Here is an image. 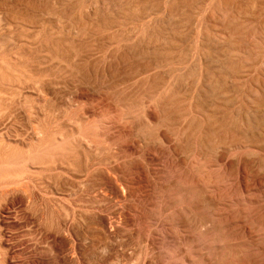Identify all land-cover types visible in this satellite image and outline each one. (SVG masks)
<instances>
[{
	"label": "rangeland",
	"instance_id": "1",
	"mask_svg": "<svg viewBox=\"0 0 264 264\" xmlns=\"http://www.w3.org/2000/svg\"><path fill=\"white\" fill-rule=\"evenodd\" d=\"M6 1L7 0H5L4 2H6ZM11 1L13 3L14 0H8L6 2L7 5H9L10 3H8V2H11ZM23 1H21V2H23ZM29 1L32 4L33 8L35 7L38 9V8H42L43 3H45V5L44 4L43 5L46 7L47 6L46 2H48L49 0H47V1L46 0H36V2H35V0H29ZM37 1H39V4ZM69 1L72 3L70 4ZM69 1H67V0L66 1L65 0L59 1V4L57 7H59V9H62L63 6L65 7L68 4L67 6L69 8L66 7V9H67V11H71V9H73L76 6V4L74 5V3H76V2H75V0H69ZM81 1H84V0H81ZM105 1L106 0H101V1H99V0L94 1L93 0V3L96 2V6L100 7V8L98 7L99 9L97 8L98 14L100 15L103 12V10L105 9L104 12L100 16H104V15L110 16V14H111L112 18L115 17L114 23L119 21V22H117V24H115V28L118 27L117 29L119 31H123V30L128 29V32H130V34L126 33V35L130 37V39H129V37L125 36L126 39L128 38L127 39L128 41L127 40L125 41V38L120 40V44H122V45H120V47H122L120 50L118 48L119 44H117V46H115V48L117 50V54L119 55V57H120V55H123L124 59L126 58V56H127L126 60L129 59L128 63H127V65H128L127 69L130 71H127V73H125V72L120 70L121 67H123L122 65L124 64V61L122 58H120L121 59V61H120V59L117 55L118 64L119 63H121V64L118 66L116 63L117 70L115 71L116 74L114 76V78L116 80L113 79V87H114V90L112 91L113 93H111L108 90V88L111 85V82H110V80L107 81L109 78L107 79L106 77H103L102 67L99 69L101 71L98 73V75L101 76L100 80H99V76L97 77L98 81H97V79L95 81L93 78H91V79H93L94 81H92L91 79L88 81V80H86L87 78H85L86 84L81 89V93L84 95L85 105L88 102V104H87L88 107L96 109V110H98V112H100L101 116L99 117V121L101 124L102 123L104 124V126L102 124L101 129H103L105 131V133H107L108 135L110 134L113 137V141L116 140L115 143H116L117 147L119 145L118 150H119V155L121 154L120 159H121L122 164L119 161L120 159H118L116 165L118 167L117 169H119L118 170L119 176H118V174H116V179L118 180V183L123 182L127 188H126V195L125 196L121 195V197L120 196L114 197V199L105 203V205L103 206V209H105L106 211H103V212L100 211V213H103L104 215H110L114 226L115 227L118 226L117 227L118 228L117 234H119V235L115 234L117 236H114L111 238V236L108 234V232L105 233L102 231V232H100L101 233L100 235L96 236V238H97L96 239L95 236L93 237L91 234H89V232L85 233L84 237H86V236L89 237V235H90V237L86 238L88 242L86 241V239L84 241V243H85V245H84L85 246L84 247L85 248L84 249V260L82 261L81 264H91L92 262H93L92 264H95L96 261H97L96 264H101V263L107 264L108 262H109V264H113V263L116 264L117 259L119 260V261L117 260L119 263L132 264V262L134 260L133 259L134 258V252L136 253V251H134V250L137 249L139 242H142L143 245L145 244V247L143 250V257L145 256L144 257L145 258V264H157V263H159V264L165 263L166 264L167 262L170 264H264V60H262L264 57V17H263L264 16V9H263L264 8L263 7L264 2H263V0H258V1L257 0H251L253 3L250 0H246V1L245 0H243V1L238 0L240 2L235 1V0H230L231 4H230L229 0H224L225 3H224V1L222 2V0H204V1H202V0H188L189 3H188V1L184 0L188 3L187 5L185 4V2H183V0H178L177 1L178 3H175L176 0H174V1L173 0H171V1L170 0H168V1L167 0H162V1L157 0V2H156V0H148L149 2L147 0H139V1L133 0L134 2H136L138 4H135L131 0L129 2H128V0H124V1L123 0H114V1L113 0H111V1L107 0V2H105ZM120 1H121V3L124 2L123 5L120 4ZM140 1H141V3H140ZM151 1H152V3H151ZM154 1L157 3V5ZM163 1L166 2V4H164ZM200 1H201V3H200L201 5L204 4V5H202V7L200 6V4H198ZM210 1H213V2H210ZM247 1H248V3H247ZM256 1H257L258 5H256ZM259 1H262V2L259 3ZM65 2H68V3L66 4ZM98 2H99V4H98ZM101 2H102V5H100ZM111 2L113 4L115 2H118L117 7L120 4L121 8L118 7L119 8L118 9L116 6H113L111 4ZM167 2H168V4H167ZM171 2L175 3V5L177 4L178 6L182 3L183 4L180 5V7H177V5H176L175 6L176 10H175L174 4L172 7ZM214 2L217 3L216 5H218V6H214L213 5ZM12 3H11V5H12ZM128 3H129V5H126ZM148 3H150L151 5H149ZM244 3L246 4V6H243ZM40 4H41V6H39ZM64 4H66V5H64ZM105 4H106V7H105ZM116 4L117 3H115L114 5H116ZM130 4H132L131 5L132 8H131ZM139 4H140V6H139ZM194 4H195V6H194ZM197 4L199 5V8H198ZM237 4H239L240 7ZM247 4H248V7L253 12L247 7ZM60 5H62V6L60 7ZM141 5H143L145 8H148V9L144 10V12H143L142 9H145V8L143 6H142L143 8H141ZM163 5H168V7H165ZM206 5H209V6L207 7ZM228 5L229 6L231 5L230 9L227 8V7H229ZM232 5L236 11L232 10ZM250 5L253 8L256 7V8H254L255 11H254V9H252V7ZM261 5H262L263 11H261V13H260L259 10L261 9ZM127 6H129V7L127 8ZM149 6H150V8H149ZM187 6H189L188 9L190 11L186 9ZM205 6L207 7V10H206ZM222 6L225 7L227 10L224 9ZM258 6H260V7H258ZM70 7H72V8L70 9ZM103 7H104V9H103ZM151 7H155V8H159V9L154 8L153 9L154 12H153ZM164 7L166 10L164 9ZM170 7L172 8V11L170 10ZM106 8L109 10H107ZM115 8H116L117 12L114 10ZM124 8H126L127 11ZM136 8H138L140 10H138ZM160 8H163L164 11H163V9H160ZM167 8H169V10ZM178 8H180V10H182V11H179ZM200 8H202V9H200ZM204 8H205V10H203ZM52 9H54V8H52ZM134 9H136V10H134ZM215 9H217V11H215ZM248 9L250 11H247ZM113 10H114V12H112ZM121 10H122V12L124 11L123 15H125V12L127 13L128 11H130L127 14L128 15L131 14L132 16H130V15L127 16V17H129L128 19L126 17L127 14L125 15V17L122 15L119 16L122 13V12L120 13ZM174 10L176 11L175 14H174V12H175ZM221 10H224L225 13ZM242 10L245 12H243ZM135 11L138 13L140 12V14H136ZM197 11H198V14L201 12L199 15L200 16L203 15L204 16L203 18L205 20L202 18V16L200 17L199 15H197ZM205 11H207V12H205ZM208 11L210 12L209 14H211V17L214 14L212 19H215V20H212L210 18L209 14H206V13H208ZM211 11H213V12H211ZM230 11H232L233 13ZM241 11H242V13H241ZM131 12H133V14ZM155 12H157V13H155ZM160 12H163L162 13L163 15L160 14ZM180 12H182V13H180ZM217 12H219L218 17L220 15L221 19L217 18ZM257 12H258V14L259 13L260 14L258 15ZM107 13H109V15H107ZM117 13H118V16L116 15ZM143 13L149 14L150 17L144 14V18H143L142 17ZM167 13H170V15L166 16ZM185 13H187V15H185ZM229 13H230V15H229ZM158 14H159V16H158ZM194 14H195V16H194ZM139 15H140V17H139ZM242 15H243V17H242ZM135 16H138L139 18L136 19ZM215 16H216V18H215ZM230 16H232V17L234 16V17L230 18ZM117 17H119L121 20H119V18H118V20L116 21ZM134 17L136 20L140 19V21H138L139 24L136 23L137 21L134 19ZM141 17L143 19H145V18L147 19L149 17V19L147 21H145L146 19L143 20ZM152 17L154 18V21L151 20V19H153ZM165 17H166V19H165ZM185 17L187 19L193 18V20L192 19H190L191 21L187 20ZM194 17H196L198 19H194ZM205 17L209 18L210 20L206 19ZM122 18H123V20H122ZM130 18L134 19L136 22L133 20H129ZM124 19H127L126 22L124 21ZM179 19H181V20H179ZM201 19L204 20L205 23ZM72 20H74L73 17L71 19H69V21L67 20L65 24H67V22H68L67 25H69V23H71ZM141 20H143L144 23H143V21L141 22ZM161 20H163L164 23H163V21L161 22ZM176 20H179L181 24L179 23V21H176ZM197 20H199V21H197ZM155 21H157V22H155ZM192 21H194V22H192ZM195 21H197V22H195ZM206 21H207V23H206ZM210 21L213 23H216V24H214L215 26L213 25V27H212L213 23H211ZM151 22L152 23L154 22L153 24H155L156 26L153 25ZM160 22H161V25H159ZM198 22H200V24ZM121 23L122 24L126 23V24L124 26ZM140 23H142V24H140ZM133 24H134V26H133ZM164 24L165 25L171 24L172 28L174 27L175 29L177 28V26H175V25H179V27L183 25L184 27L183 26L180 27L182 29V30L181 29L180 30L183 33H181V31L179 30V27H178V29L175 30L174 28L172 29L170 25L169 26L166 25L164 27ZM210 24H211V28H209V27L207 28V26H210ZM119 25L121 27L124 26L123 29L120 28ZM136 25H137V29H136ZM138 25L139 26L141 25V27H143L145 25L143 27L144 29L138 27ZM195 25L196 26L200 25L201 29H202V26L204 25L203 26L204 29H202V30L200 29V30H201V32L203 30H205V32L206 31L207 32L205 33L203 31L201 34L199 29L195 30V28H197ZM126 26H130V27L133 26L134 31L132 30L133 31L132 32L130 30V27L126 28ZM147 28H148V30H147ZM136 30L138 31V33ZM157 30H160V32ZM161 30H162V32H161ZM177 30L179 32H177ZM194 30L196 31V33ZM146 31L148 32V34L149 33L150 34L146 35V33H147ZM153 31H155V32L153 33ZM173 31H176V32H173ZM197 31L199 33V37L197 35ZM210 31H211V34H210ZM139 32H140V34H139ZM142 32H144V33H142ZM156 32H157L158 36L155 35ZM168 32H169V34H168ZM171 32L173 34H171ZM136 33H137V35H136ZM158 33L160 35L162 33L161 38H160V35ZM131 34L135 35L136 37L138 36V37L134 38L135 36L133 37V35H131ZM151 34H154L155 36L151 35ZM141 35L142 36L144 35L143 36L144 40L142 39ZM167 35L170 37V39ZM194 35H195V38H193ZM200 35H202V36L200 37ZM205 35H206V37H205ZM209 35H211L212 38ZM148 36L149 37L151 36L152 38L151 37L149 38ZM156 36L159 38H157ZM140 37L142 39L141 41L143 42V44L146 43V39H147V43L145 44L146 46L145 45L143 46L142 42L138 41V39H140ZM154 37H156L155 38L156 40H152V39H154ZM166 37H168V39ZM197 37L199 40L202 38L200 41L198 40V42L200 43L199 46L196 45V44H198L197 43ZM203 38H205V40ZM209 38H210V40L213 39V41L210 42V40H208ZM134 39H135V41H133ZM148 39H151V40H148ZM173 39H174V41L178 39L177 43H175L176 41L173 43ZM157 40H159V41H157ZM166 40H167V42H166ZM129 41H130V44L128 43ZM194 41L196 42V44ZM206 41H209V42L206 43ZM125 42H127V43H125ZM133 42H135V43H133ZM137 42H138V44H137ZM152 42H153V44L155 43L153 46H152ZM158 42L161 43V45ZM166 43H169L171 46L174 44L173 48ZM125 44H126V46H125ZM128 44L130 46H127ZM132 44H134V45H132ZM201 44H203V45H201ZM206 44L208 46H206ZM241 45H242V47H241ZM133 46H139V47L138 48L136 47V49H135V47H133ZM140 46H141V48L142 47L144 48L145 54H141V53H143V51L140 52V50H138L140 48ZM161 46H163L164 49ZM200 46H203L204 51H200L201 53L197 54L200 49L202 50V47H200ZM153 47H154V49H152ZM169 47H171V49ZM204 47H206V48H204ZM128 48H130L131 50L130 49L128 50ZM166 48H168V49H166ZM132 50H133V52H132ZM151 50H153V51H151ZM164 50H165V52H164ZM120 51H122V54L120 53ZM138 52H139V54H138ZM168 52H169L170 57H172L173 59L169 57ZM146 53L148 55H146ZM156 53H158L159 55ZM139 55H141V56H139ZM167 55H168V59H167ZM174 55H175V58H174ZM128 56H130V58H128ZM145 56H149V57L152 56V57H150V59L148 57L149 63H148L147 57H145ZM159 56L162 57L161 60L156 59V58H160ZM163 56H166V57H163ZM201 57L204 61L201 59ZM141 59L143 61L144 60L145 61L143 62ZM162 59H164V60H162ZM157 60H159V61H157ZM169 60L171 63L168 62ZM171 60L172 61L175 60V61L172 62ZM130 61H132V62H130ZM167 62L171 65V67H174V68L169 67V64H166ZM131 63H133V64L131 65ZM158 63L159 64L161 63L162 66L160 67V65ZM173 63L174 64L176 63V64L174 65ZM235 63H237V64H235ZM148 64H150V65H148ZM156 64H158V65H156ZM177 64H178V67H176ZM196 64H198V65H196ZM153 65L155 67H153ZM179 65H181V66H179ZM137 67H139V68H137ZM163 67L165 68L164 69L165 71L163 70ZM196 67L199 68V71H197ZM132 68H133V72H131ZM135 68H136V71H135ZM149 68L153 71L151 72V70ZM158 68L159 69L161 68L163 71L161 69L159 70ZM172 69H174V70H172ZM154 70L156 72H154ZM166 70H167V72H166ZM206 70H207V72H206ZM143 71H144V73H143ZM147 71L151 75H153V74L154 75L151 76L149 73H146ZM118 72H120V74ZM135 72L138 74H136ZM198 72L200 74H198ZM117 73L122 77L120 78V76ZM130 73H131V76H130ZM156 73L159 74V76L157 75V77H159L158 79H156L157 78ZM169 73H172L171 74L172 76H169L170 75ZM206 73H208V74H206ZM122 74L123 75L127 74V77H128L127 79L130 82V84L128 83V81L126 82L128 85L124 83V81L126 79L123 78ZM141 74H142V76L140 77L139 75H141ZM145 74H148V75L145 76ZM161 74H165V75H161ZM195 75H197V76H195ZM198 75H200L201 78ZM204 75H206L207 77ZM164 76H168V77H164ZM179 76H180V78H179ZM193 76H195L196 78ZM138 77H140L141 80L143 77H145V78H143V80L145 79L144 81L146 82V88L144 87V85H143L144 88L143 87L142 88L147 89L149 91V93L146 91V93L144 94V97L142 98V101H140L141 99L139 97V92H137V89L139 87L138 84L140 83L139 82L137 84V82L140 80ZM152 77L153 78L155 77V78L153 79ZM172 77L174 79H172ZM182 77L185 79L187 78L186 81H185V79L183 80ZM146 78H147V80H146ZM149 78H151L150 79L151 85H149L150 87L147 86V84H150V82L149 83L147 82V81H149L148 80ZM168 78L171 80H169ZM221 78L224 79L225 83L222 81L223 79H221ZM161 79H164V80H161ZM191 79H193V80H191ZM136 80H137V82L135 83ZM166 80L171 81L172 83L168 82ZM181 80L183 83L179 82ZM218 80H220L221 82ZM131 81L134 83H132ZM144 81H142V82L145 84ZM163 81L165 82V84H163L164 83ZM196 81H198V82H196ZM88 82H89V84H88ZM161 82H162V84H161ZM186 82L188 83L189 87L192 86L194 88L195 85L197 87L194 88V90H192L193 88L191 87L192 89H190L186 85L187 84ZM157 83L160 85L158 86ZM178 83L182 84L181 85L182 87ZM198 83H200V85ZM119 84H120V86H119ZM152 84L155 85V87ZM166 84H167V86H166ZM168 84H170V87ZM193 84H194V86H193ZM129 85H131V86L134 85V87L137 86L135 88L136 90H134V87H131ZM174 85L176 87H174ZM198 85H199V89L201 88L200 86H202L203 89L199 90ZM203 85L205 86V88ZM101 86L103 89L102 88L100 89ZM165 86H166V88H165ZM184 86H186V87H184ZM120 87H122V88H120ZM158 87L159 88L161 87V89H159ZM91 88H92V90H91ZM132 88H133V90H131ZM149 88H150V90H149ZM153 88H154V91H151ZM174 88H177V89H174ZM185 88H187V90ZM118 89H120V91ZM124 89H126V91H124ZM157 89H159V90H157ZM179 89H182V90H179ZM183 89H185V90L183 91ZM94 90H95V92H94ZM102 90H103V93H102ZM168 90H169V92H168ZM189 90H191L192 92L190 91L188 94L187 92ZM123 91L125 93L129 91L130 93L129 92L128 93L130 95V98L131 97L133 98L136 95L139 97L140 100L136 96L134 99H132V100L130 99L131 102L130 101L128 102L129 104L130 103L132 104L133 100H135L134 104L131 105L132 107L129 106L131 109H133V107L136 105L134 110H131L129 107L127 108V106L129 105L128 103H127L128 105L126 104L127 105L126 106L125 103H122L120 101L119 96H121V92H123ZM155 91L157 94L153 95V93H155ZM171 91H173L172 94H171ZM195 91H196V93H195L196 95L194 94ZM106 92H108L109 94ZM115 92H116V94H115ZM132 92H134L135 94H133ZM167 92H168V95H166ZM183 92H185L187 94H185V93L183 94ZM100 93H102V95ZM159 93H162V94L160 95ZM178 93H179L180 97L178 96ZM192 93L195 95V97H193L194 95L190 96V94H192ZM199 93L203 96H201ZM163 94H164V96L166 95L165 97L167 99H165L164 96L162 97ZM170 94H171L172 100H173V102H172L173 104L171 103V106L175 105L174 108H173V106L172 107L170 106V102L172 101ZM181 94H182V96H181ZM198 94H199V96H198ZM187 95H188V97H187ZM110 96L111 97L114 96L113 100L111 99ZM154 96H155V98H154ZM167 96L170 98H168ZM175 96L179 99H177ZM197 96H198V98H197ZM105 97L106 98L108 97V99L110 97V99H111V100H109L110 108H108L109 106L105 102V99H106ZM183 97L184 98L187 97V98L184 99ZM190 97H192L191 99H193L192 101H194V103H196L195 101H197L198 103H196V104H194L193 102L191 103ZM174 98L177 99L176 100L177 102L175 101L176 102L175 104H174ZM100 99L102 100V102ZM103 99H104V101H103ZM114 99L116 101H117V99H119V101L115 102ZM136 99H138L139 101ZM143 99L144 100L147 99V100L144 101ZM150 99H152L151 102H150ZM156 99H157V101H156ZM168 99H169V101H168ZM186 99H188L190 102ZM98 100L100 102H96ZM162 100L164 101V103L166 105L165 104L163 105ZM165 100H167V101H165ZM179 100H181L180 101L181 103L179 102ZM183 100H184V102H183ZM185 102H187L188 104ZM92 103H94V104H92ZM117 103H119V104H117ZM189 103H191L190 104L191 106L189 105ZM120 104H121V106H117ZM138 104H140V106ZM146 104H148V105H146ZM160 104L162 106H160ZM167 104H168V106H167ZM93 105H95V106H93ZM185 105H187V106H185ZM123 106L125 107L124 108L125 110L123 109ZM176 106H177V109H175ZM182 106L184 107L185 110H183ZM193 106L195 108H193ZM200 106H202V107H200ZM137 107L143 108V109H141V112H140V109H138ZM179 107H180V110L182 108V110H181L182 113L180 112ZM197 107L200 109H198ZM146 108H147V110H146ZM148 108L151 110H148ZM188 108H190L191 110L193 108V110H192L193 113L191 112L190 109L188 111L191 112L194 116L192 114L188 117L183 115L185 112H186L185 113L186 115L190 114L188 111H186ZM166 109L167 110L171 109L172 112H170V110L167 111ZM137 110H139V112ZM144 110H146V112ZM196 110L198 111V113H195V112H197ZM136 111L138 114L140 113V115H138V117L140 116V118L135 117L137 115V113H134V112H136ZM142 111H144V112H142ZM158 111H159V113H158ZM149 113L153 114L154 117L150 116ZM157 113L160 116H158ZM162 113H163V115H162ZM125 114H126V116H125ZM141 114H144L145 117H144V115L141 116ZM167 114H170V115H167ZM171 114H173V115H171ZM175 114L178 115V117ZM196 114H200V116L199 115L196 116ZM179 115L180 116L182 115V117H179ZM165 116L168 118H166ZM170 116H171V119L169 118ZM131 117L133 118L132 120H131ZM146 117L148 120L151 118L149 123H148V121H146L147 119L145 120ZM164 117L166 119H163ZM119 118H120V120H119ZM181 118H183V119L185 118L184 119L185 121H187L189 118H192L193 120L189 119L188 122H185L183 119H182L183 121H181L180 120ZM196 118H197V120H196ZM102 119H103V121H102ZM127 119H128V121H127ZM169 119L171 121H168ZM107 120H110V121L107 122ZM140 120H142V121H140ZM179 120H180V122H179ZM190 120L192 122H190ZM122 121H124V122H122ZM139 121L141 123L138 124ZM120 122H121V124H120ZM128 122H131L130 123L131 127H130ZM133 122L135 125L133 124ZM142 122H143V125H142ZM184 122L186 123V125ZM153 123L155 124V126H154L155 128L154 127L150 128L151 125L153 126ZM148 124H150V125H148ZM156 124L159 126H157ZM163 124H164V126H163ZM174 124H175V126H174ZM178 124L179 125L183 124V125H181L182 127L181 126L179 127ZM141 125H142V127H141ZM169 125H171V126H169ZM172 126H174V127H172ZM184 126L188 127V128L185 129V128H183ZM147 127H149V128L147 129ZM171 127H172V129H171ZM176 127L179 129L183 128L187 131L182 129V130H180L181 131V133H180L179 129H177V131H175L176 133L172 132L174 130V128L176 130ZM138 128H139V130H138ZM156 128H158V129H156ZM164 128L166 130H164ZM167 128H168V130H167ZM149 129L153 130V131L155 129L158 132L156 131L155 134H153L154 132L150 131ZM139 131H141V132H139ZM145 132H146V134L144 135ZM193 132H194V134H193ZM151 133L153 134L152 137L149 136V135H152ZM183 133L185 134L186 137L184 136ZM129 134L131 135V137L129 136ZM133 134H134V136H133ZM178 134H179V136L182 137L181 138L182 140H184V139L185 140L182 141L180 139V137L177 140L176 138L178 137ZM158 135H160V136L162 135L163 137L162 136H161L162 138L160 136L157 137ZM171 135H172V137H174L176 135V138L174 137V139H172ZM146 137H148V139ZM124 138H125V140H124ZM128 138H130V139H128ZM152 138H154V139L152 140ZM137 139H139V140H137ZM159 139H161V140H159ZM128 140L129 141L131 140V142H129ZM173 140H175V141L172 142ZM186 140H188L189 142ZM177 141H178V143H177ZM123 142L127 143V144H123ZM160 142L162 143V145ZM175 142L178 144V147H176L177 144ZM134 143H137V144L135 145ZM157 143H160V144H157ZM164 144L165 145L171 144L170 145L171 149L169 146H165ZM147 145H149V148L151 150L148 148ZM157 145H158V147H157ZM159 145L161 147H159ZM164 146L169 147V148H165ZM144 147L146 149L145 151H144ZM155 147H157L158 149L157 148L155 149ZM147 149H149L148 152H147ZM155 151H156V154H155ZM172 151H173V153H171ZM142 152H144V153H142ZM143 154H145V155H143ZM128 158H129V160H128ZM142 158L145 160H143ZM141 159L143 160V162L141 161ZM147 160H148V162H146ZM137 162L140 165L137 164ZM149 163H150V165H149ZM125 164L129 167H127ZM131 164H132V166H131ZM120 166H122V167H120ZM149 166L151 167V170H149V168H150ZM132 168H133V170H130ZM135 170H137V171H135ZM139 173H140V175H139ZM150 173L152 176L149 175ZM154 173H155V175L156 174H158V175L155 176ZM120 176H122V177H120ZM82 178L83 177H80L79 179L81 180ZM155 178L157 179V181ZM120 179H121V181H120ZM124 180H126V181H124ZM149 181H151V182L149 183ZM158 181H159V183H158ZM116 183H117V181H116ZM128 183H131L134 185H130ZM138 185H140V186H138ZM157 186H159V187H157ZM127 192H128V196H127ZM145 192H147V193L145 194ZM154 193H155V195H154ZM162 193H164L165 197L163 196ZM159 194H161V195H159ZM127 197L129 198V201H128ZM153 199H154V201H153ZM139 201H140V203H139ZM132 202H133V204H132ZM138 203H139V205H138ZM83 204H82L80 209L81 210L82 209L88 210L90 204L88 203V205H87L85 201ZM159 205H160V208H159ZM122 206H123V208H122ZM137 206L138 207L140 206V207L137 208ZM117 208H118V210H117ZM170 210L173 213H171ZM120 212H122L123 215L120 214ZM160 213H163V214L161 215ZM165 214H167L166 217H165ZM118 215H120V216H118ZM122 216H124V217H122ZM147 217H148V219H147ZM149 217L152 219H149ZM160 219H162V221H160ZM156 221H158V222H156ZM138 224L140 225V227ZM152 224H153V226H152ZM149 227H151V228H149ZM153 227H156V228L152 229ZM91 236L93 239H91ZM149 236H151V237L149 238ZM111 239H112V241H111ZM93 240L96 242V244ZM104 240H105V242H104ZM149 240H150V244H149ZM89 242H90V244H89ZM120 242H122V243H120ZM87 243H88V246H87ZM109 243L112 245H110ZM98 245H100V246H98ZM105 245H107L108 247H105ZM115 246H116V249H115ZM121 246H122V248H121ZM128 246H129V248H128ZM94 247H95V249H94ZM148 247H149V249H148ZM111 248H112V250H111ZM126 249H127V251H126ZM101 250H102V252H101ZM104 250H105V252H104ZM88 251L90 252L89 254H88ZM95 252H98V253H95ZM118 252H119V254H118ZM70 254H71V252H70ZM97 254H99L100 256H98ZM37 255L38 254H32L31 258L28 257L30 255H25V256L22 255L21 258H23V261H20L19 264H24V262H25V264H60L61 263V259L59 260L58 257L56 258L57 261L59 260L58 262L56 260H52V261L48 262L45 259H44V261L41 262L39 255L38 256ZM179 255H181V256H179ZM91 256H93V257H91ZM147 257H148V259H146ZM152 257L155 259H153ZM127 258H128V260H127ZM157 258H158V260H157ZM90 259H92L93 261L92 260L90 261ZM152 259H153V261H152ZM129 260L131 262H129ZM146 260H147V262H146ZM157 261H159V262H157ZM84 262H86V263H84ZM61 264H63V263H61ZM133 264H135V263H133Z\"/></svg>",
	"mask_w": 264,
	"mask_h": 264
},
{
	"label": "bare ground",
	"instance_id": "2",
	"mask_svg": "<svg viewBox=\"0 0 264 264\" xmlns=\"http://www.w3.org/2000/svg\"><path fill=\"white\" fill-rule=\"evenodd\" d=\"M5 0H0V264H19L20 261H23V258H21L22 255H30L28 256L29 258H31L32 254H38L39 258L42 261L47 260L48 262L52 261V260H56V258L58 257V259H61V263L63 264H81L82 261L84 260V241L86 238L89 237H84L85 233L91 234L93 237L100 235V232H108V234L112 237L117 236L119 234H117V230H118V226H114L112 219L110 217V215H104L103 213H100V211H106L105 209H103V206L105 205V203L109 202L110 200L114 199V197L116 196H120L126 195V186L123 182L118 183V180L116 179V174H118V170L117 169V161L118 159L121 158V154L119 155V150L118 147L116 146L115 141H113V137L107 133H105V131L102 128V124L99 121V117L100 112H98V110L90 108L87 106L88 102L85 105V100H84V95L81 93V89L83 88V86H85V78H87L86 80H90L91 78H93L95 81L97 79V77L99 76L98 73L101 71L99 70L102 67V72H103V77H106L107 81L110 80L111 85L108 88V90L113 93L112 91L114 90L113 87V79L115 76V71L117 70V65L119 66L121 63L118 64V57L119 55L117 54V50L115 48V46H117V44H119L118 48L119 50L122 48L120 47V40H122L123 38H125L126 33L128 32V29L123 30V31H119L117 28H115V24H117V21L119 17H117L116 19V23H114V18H112L111 14L110 16H100L103 12H104V7H103V12L99 15L98 14V10L96 6V2L93 3V0H75L76 3H74V5L76 4V6L71 9L72 7H70L71 11H67L66 7L69 8L67 5L68 2H65L66 5L64 8L62 7V9H59L58 4L59 1L62 0H49L48 2H46V7L44 6L45 3L42 4V8H33L32 4L30 3L29 0H14L13 3H10L9 5H7V1L4 2ZM23 1V2H21ZM47 1V0H46ZM66 1V0H65ZM69 1V0H67ZM95 1V0H94ZM101 1V0H99ZM111 1V0H110ZM114 1V0H113ZM124 1V0H123ZM130 0H128L129 2ZM133 1V0H131ZM135 1V0H134ZM133 1V2H134ZM139 1V0H137ZM148 1V0H147ZM162 1V0H160ZM168 1V0H167ZM171 1V0H170ZM174 1V0H173ZM178 0H176L175 3ZM188 1V0H186ZM183 0V2H185V4L187 5L188 3ZM204 1V0H202ZM224 0H222L223 2ZM238 1V0H235ZM243 1V0H242ZM246 1V0H245ZM244 1V2H245ZM251 1V0H250ZM258 1V0H257ZM256 1V5L257 4ZM36 2V0H35ZM39 4V1H37ZM43 2V1H42ZM41 2V3H42ZM70 2V1H69ZM107 2V0L105 1ZM127 2V1H126ZM125 2V3H126ZM149 2V1H148ZM155 2V1H154ZM157 2V0H156ZM155 2V3H156ZM164 2V1H163ZM181 2V1H180ZM179 2V3H180ZM198 2V1H197ZM213 2V1H210ZM230 2V0H229ZM240 2V1H238ZM252 2V1H251ZM262 1H259V3ZM264 2V0H263ZM12 3V5H11ZM72 2H70L71 4ZM110 3V2H109ZM115 3H117L116 5H114ZM114 4L111 2V4L113 6L118 5V2H115ZM124 3V2H123ZM123 3L120 4L123 5ZM131 3V2H130ZM135 4H138L136 2H134ZM141 3V1H140ZM152 3V1H151ZM172 3V7L174 4V9H175V3ZM194 3V2H193ZM201 1L198 3L200 4ZM203 3V2H202ZM225 3V1H224ZM235 3V2H234ZM248 3V1H247ZM253 3V2H252ZM37 4V3H36ZM37 4V5H38ZM61 4V3H60ZM99 4V2H98ZM107 4V3H106ZM105 4V7H106ZM110 4V5H111ZM120 7L121 8V6ZM133 4V3H132ZM130 4V6L132 5ZM149 5H151L150 3H148ZM164 4H166V2H164ZM168 4V2H167ZM170 4V3H169ZM183 4V3H182ZM180 4V5H182ZM184 4V5H185ZM197 4V5H198ZM211 4V3H210ZM217 3L214 2V6H218L216 5ZM220 4V3H219ZM231 4V2H230ZM233 4V3H232ZM240 4V3H239ZM239 4H237L239 6ZM245 4V3H244ZM243 6H246V4ZM34 5V4H33ZM100 5H102V2L100 3ZM104 5V4H103ZM109 5V6H110ZM126 5H129L126 4ZM134 5V4H133ZM157 5V3H156ZM180 5L177 7H180ZM183 5V6H184ZM185 5V6H186ZM204 5V4H202ZM202 5L200 4V6L202 7ZM212 5V6H213ZM224 5V4H223ZM226 5V4H225ZM236 5V4H235ZM254 5V4H253ZM41 6V4L39 5ZM52 6V7H51ZM62 5H60L61 7ZM140 6V4H139ZM143 5H141V8ZM154 6V5H153ZM165 7H168V5H163ZM192 6V5H191ZM195 6V4H194ZM193 6V7H194ZM207 7L209 5H206ZM205 6V7H206ZM229 6V5H228ZM231 6V5H230ZM227 7V8H231V7ZM251 6V5H250ZM37 7V6H36ZM45 7V8H44ZM51 7V8H50ZM112 7V6H111ZM117 7V8H118ZM123 7V6H122ZM129 6H127L128 8ZM161 7V6H160ZM164 7V9H165ZM189 6L186 7L187 10ZM206 7V10H207ZM223 7V6H222ZM240 7V6H239ZM248 7V4H247ZM252 7V6H251ZM260 7V6H258ZM257 7V8H258ZM264 7V5H263ZM54 8V9H52ZM86 8V9H85ZM100 8V7H99ZM98 8V9H99ZM108 8V7H107ZM106 8V9H107ZM132 8V6H131ZM145 8V7H144ZM150 8V6H149ZM155 7H151V9L153 10ZM192 8V7H191ZM190 8V9H191ZM199 8V5H198ZM213 8V7H212ZM224 9H226L225 7H223ZM236 8V7H235ZM245 8V7H244ZM249 8V7H248ZM256 8V7H254ZM252 7V9H254ZM119 9V8H118ZM126 10V8H124ZM138 9V8H136ZM134 9V10H136ZM148 8L142 9L143 12L144 10H147ZM155 9H159V8H155ZM163 9V8H160ZM163 9V11H164ZM169 10V8H167ZM202 9V8H200ZM199 9V10H200ZM210 9V8H209ZM250 9V8H249ZM247 11H250V10ZM261 9H262V5H261ZM259 10L260 13L262 10ZM69 10V9H68ZM109 10V9H107ZM116 12V8L114 9ZM114 10L112 12H114ZM130 10V9H129ZM140 10V9H138ZM166 10V9H165ZM167 10V11H168ZM170 10L172 11V8L170 7ZM176 10V9H175ZM174 10V11H175ZM179 11L180 8H178ZM194 10V9H193ZM198 10V11H199ZM205 10V8L203 9ZM212 10V9H211ZM227 10V9H226ZM232 10H235L233 5H232ZM101 11V10H100ZM127 11V10H126ZM133 11V10H132ZM159 11V10H158ZM162 11V10H161ZM190 11V10H189ZM188 11V12H189ZM192 11V10H191ZM195 11V10H194ZM197 11V15L198 14ZM201 11V10H200ZM215 11H217V9H215ZM219 11V10H218ZM224 12V10H221ZM236 11V10H235ZM243 11V10H242ZM241 11V13H242ZM252 11V10H251ZM255 11V9H254ZM115 12V13H116ZM122 12V10L120 11V13ZM124 12V11H123ZM121 13L119 16H124L130 12L128 11L127 13L125 12V15H123L124 13ZM136 12V11H135ZM134 12V13H135ZM151 12V11H150ZM149 12V13H150ZM154 12V10H153ZM166 12V11H165ZM164 12V13H165ZM170 12V11H169ZM185 12V11H184ZM183 12V13H184ZM187 12V11H186ZM207 12V11H205ZM213 12V11H211ZM232 12V11H230ZM245 12V11H243ZM253 12V11H252ZM110 13V12H109ZM109 13H107V15H109ZM133 14V12H131ZM157 13V12H155ZM154 13V14H155ZM163 12H160V14H162ZM176 13V11L174 12V14ZM182 13V12H180ZM191 13V12H190ZM210 12L208 11L209 14ZM218 13L217 12V18L221 19L220 15L218 17ZM221 13V12H220ZM225 13V12H224ZM233 13V12H232ZM256 13V12H255ZM254 13V14H255ZM259 13V14H260ZM136 14H140V12H136ZM144 14L143 13V18H144ZM153 14V15H154ZM173 14V15H174ZM192 14V13H191ZM204 14V13H203ZM222 14V13H221ZM237 14V13H236ZM253 14V13H252ZM258 14V12H257ZM258 14V15H259ZM118 16V13L116 14ZM130 16H132L131 14H129ZM128 14L126 15L129 16ZM147 16L150 17L149 14H145ZM152 15V14H151ZM156 15V14H155ZM154 15V16H155ZM163 15V14H162ZM165 15V14H164ZM170 15V13H167L166 16ZM185 15H187V13H185ZM196 15V16H197ZM228 15V14H227ZM230 15V13H229ZM146 16V17H147ZM159 16V14H158ZM157 16V17H158ZM184 16V15H183ZM190 16V15H189ZM195 16V14H194ZM200 16V15H199ZM202 18L204 17L203 15H201ZM200 16V17H201ZM206 16V15H205ZM210 18L212 19V17L214 16V14L211 17V14H209ZM253 16V15H252ZM255 16V15H254ZM73 17L74 20L71 21V23L65 24L66 21L69 19H71ZM123 17V18H124ZM136 19L140 17L135 16ZM134 17V19H135ZM141 17V18H142ZM149 17L145 20L147 21L149 19ZM162 17V16H161ZM171 17V16H170ZM188 17V16H187ZM198 17V16H197ZM228 17V16H227ZM232 16H230L231 18ZM234 17V16H233ZM232 17V18H233ZM243 17V15H242ZM264 17V16H263ZM122 18V20H123ZM129 17H127L128 19ZM132 18V17H131ZM129 19V20H133L134 19ZM153 18V17H152ZM163 18V17H162ZM172 18V17H171ZM183 18V17H182ZM186 18V17H185ZM206 18V17H205ZM216 18V16H215ZM245 18V17H244ZM67 19V20H66ZM127 19H124V21L126 22ZM151 19V18H150ZM158 19V18H157ZM156 19V20H157ZM161 19V18H160ZM166 19V17H165ZM164 19V20H165ZM187 19V18H186ZM193 18H188L187 20H190ZM194 19H198L196 17H194ZM204 19V18H203ZM209 19V18H206ZM119 20H121L119 18ZM141 20V22L143 21ZM154 21V18L151 19ZM150 20V21H151ZM159 20V19H158ZM170 20V19H169ZM181 20V19H179ZM176 20V21H179ZM202 20V19H201ZM205 20V19H204ZM202 20L204 23L205 21ZM210 20V19H209ZM215 20V19H212ZM242 20V19H241ZM137 21V22H136ZM135 22L138 23V21H140V19L136 20ZM149 21V22H150ZM163 20H161L162 22ZM191 21V20H190ZM199 21V20H197ZM195 21V22H197ZM233 21V20H232ZM123 22V21H122ZM129 22V21H128ZM134 22V23H135ZM157 22V21H155ZM161 22L159 25H161ZM172 22V21H171ZM194 22V21H192ZM201 22V21H200ZM200 22H198L200 24ZM211 22V21H210ZM132 23V22H131ZM144 23V21H143ZM152 23V22H151ZM154 23V22H153ZM152 23V24H153ZM164 23V21H163ZM166 23V22H165ZM169 23V22H168ZM167 23V24H168ZM176 23V22H175ZM180 23V21H179ZM202 23V22H201ZM207 23V21H206ZM213 23V22H211ZM227 23V22H226ZM230 23V22H229ZM243 23V22H242ZM120 24V23H119ZM122 24V23H121ZM126 23L122 24L125 26ZM139 24V23H138ZM142 24V23H140ZM166 24V25H167ZM181 24V23H180ZM196 24V23H195ZM216 23L212 24L213 25ZM146 25V24H145ZM144 25V26H145ZM155 25V24H153ZM164 24V27L166 26ZM171 26V24H169ZM167 25V26H169ZM185 25V24H184ZM208 25V24H207ZM120 26V25H119ZM124 26H120V28L123 29ZM134 26V24H133ZM130 27V26H126V28L130 27V30L132 31L134 29V27ZM143 26V27H144ZM147 26V25H146ZM152 26V25H151ZM156 26V25H155ZM177 26L176 29H178L179 25H175ZM183 26V25H182ZM180 26V27H182ZM196 26V25H195ZM204 26V25H203ZM202 26V29H204ZM215 26V25H214ZM219 26V25H218ZM138 27H141V25ZM149 27V26H148ZM153 27V26H152ZM162 27V26H161ZM179 27V30L181 29ZM184 27V26H183ZM197 28H195V30L197 29H201L200 25L196 26ZM199 27V28H198ZM211 28V24L210 26H207V28ZM155 28V27H154ZM172 28V26H171ZM174 28V27H173ZM172 28V29H173ZM125 29V28H124ZM136 29H137V25H136ZM139 29V28H138ZM144 29V28H143ZM142 29V30H143ZM146 29V28H145ZM162 29V28H161ZM166 29V28H165ZM175 29V28H174ZM175 29V30H176ZM201 29V30H202ZM235 29V28H234ZM259 29V28H258ZM140 30V29H139ZM141 30V31H142ZM148 30V28H147ZM152 30V29H151ZM164 30V29H163ZM182 30V29H181ZM180 30V31H181ZM192 30V29H191ZM194 30V31H195ZM198 30V31H199ZM200 33L202 34V32L205 30H203ZM209 30V29H208ZM243 30V29H242ZM125 31V32H124ZM134 31V30H133ZM132 31V32H133ZM137 31V30H136ZM160 32V30H157ZM193 31V32H194ZM197 31V35L199 37V33ZM147 32V31H146ZM155 31H153L154 33ZM162 32V30H161ZM170 32V31H169ZM168 32V34H169ZM176 32V31H173ZM177 32H179L177 30ZM207 32V31H206ZM205 32V33H206ZM138 33V31H137ZM136 33V35H137ZM144 33V32H142ZM141 33V34H142ZM181 33H183L181 31ZM196 33V31H195ZM204 33V34H205ZM140 34V32H139ZM138 34V35H139ZM148 34V32L146 33V35ZM150 34V33H149ZM148 34V35H149ZM159 34V33H158ZM167 34V33H166ZM165 34V35H166ZM171 34H173L171 32ZM180 34V33H179ZM209 34V33H208ZM211 34V31H210ZM133 35V34H131ZM130 35V36H131ZM154 35V34H151ZM157 35V32L156 34ZM154 35V36H155ZM160 35V34H159ZM162 35V33H161ZM160 35V38H161ZM196 35V34H195ZM195 35L193 38H195ZM207 35V34H206ZM205 35V37H206ZM213 35V34H212ZM135 35H133L134 37ZM140 36V35H139ZM144 36V35H143ZM143 36L141 35L142 39ZM158 36V35H157ZM156 36V37H157ZM168 36V35H167ZM202 35H200L201 37ZM211 37V35H209ZM218 36V35H217ZM129 37V36H127ZM132 37V36H131ZM138 37V36H137ZM136 36L134 38H137ZM138 39V41H141L142 39ZM147 37V36H146ZM149 37V36H148ZM151 37V36H150ZM149 37V38H150ZM154 37V39L152 40H156ZM169 37V36H168ZM168 37H166L168 39ZM198 37H197V43L195 42V44L197 46H199V42H198ZM204 37V36H203ZM152 38V37H151ZM159 38V37H157ZM163 38V37H162ZM165 38V39H166ZM177 38V37H176ZM180 38V37H179ZM208 38V37H207ZM212 38V37H211ZM128 39V38H127ZM125 38V41L127 40ZM130 39V37H129ZM164 39V40H165ZM170 39V37H169ZM202 39V38H201ZM200 39V40H201ZM205 40V38H203ZM144 40V39H143ZM151 40V39H148ZM172 40V39H171ZM178 40V39H177ZM177 40L174 41L173 39V43H177ZM195 40V39H194ZM199 40V41H200ZM210 40V38L208 39ZM241 40V39H240ZM243 40V39H242ZM124 41V40H123ZM128 41V40H127ZM135 41V39L133 40ZM159 41V40H157ZM161 41V40H160ZM193 41V40H192ZM212 40H210V42H212ZM217 41V40H216ZM132 42V41H131ZM142 42V41H141ZM165 42V41H164ZM167 42V40H166ZM171 42V41H170ZM209 41H206V43ZM234 42V41H233ZM127 43V42H125ZM130 44V41L128 42ZM135 43V42H133ZM146 43H147V39H146ZM145 43V44H146ZM159 43V42H158ZM124 44V43H123ZM127 46H130V45ZM138 44V42H137ZM141 44V43H140ZM143 44V42H142ZM143 44V46L145 45ZM155 44V43H154ZM152 42V46L154 45ZM161 45V43H159ZM163 44V43H162ZM169 46H171L169 43H166ZM194 44V43H193ZM134 45V44H132ZM136 45V44H135ZM148 45V44H147ZM151 45V44H150ZM174 45V44H173ZM173 45L171 46L173 48ZM203 45V44H201ZM126 46V44H125ZM142 46V45H141ZM138 49L140 50V52L143 51V53L141 54H145V50L142 47ZM146 46V45H145ZM157 46V45H156ZM206 46H208L206 44ZM138 48L139 46H133ZM163 48V46H161ZM168 47V46H167ZM171 47H169L171 49ZM202 50L198 49L199 53H201L200 51H204L203 50V46ZM242 47V45H241ZM147 48V47H146ZM161 48V49H162ZM183 48V47H182ZM206 48V47H204ZM125 49V48H124ZM130 48H128L129 50ZM134 49V48H133ZM154 49V47L152 48ZM156 49V48H155ZM164 49V48H163ZM168 49V48H166ZM123 50V49H122ZM131 50V49H130ZM137 50V51H138ZM193 50V49H192ZM126 51V50H125ZM136 51V52H137ZM147 51V50H146ZM153 51V50H151ZM127 52V51H126ZM125 52V53H126ZM133 52V50H132ZM165 52V50H164ZM170 52V51H169ZM168 52V55H169ZM190 52V51H189ZM192 52V51H191ZM196 52V51H195ZM231 52V51H230ZM229 52V53H230ZM120 53L122 54V51H120ZM148 53V52H147ZM146 53V55H148ZM153 53V52H152ZM159 53V52H158ZM156 53V54H158ZM180 53V52H179ZM188 53V52H187ZM211 53V52H210ZM124 54V53H123ZM139 54V52H138ZM151 54V53H150ZM165 54V53H164ZM233 54V53H232ZM241 54V53H240ZM118 55V57H117ZM127 55V54H126ZM125 55V56H126ZM153 55V54H152ZM159 55V54H158ZM168 55H167V59H168ZM173 55V54H172ZM189 55V54H188ZM132 56V55H131ZM141 56V55H139ZM156 56V55H155ZM200 56V55H199ZM148 57L149 56H145ZM152 57V56H150ZM149 57V59H150ZM160 57V56H159ZM166 57V56H163ZM170 57V55H169ZM203 57V56H202ZM201 57V59H202ZM224 57V56H223ZM122 58L124 61V64L122 65L123 67H121V71L127 73V71H130L127 69L128 65V60H126V58L124 59L123 55H120L119 59ZM128 58H130V56H128ZM141 58V57H140ZM162 57L160 58H156V59H160L161 60ZM172 58V57H170ZM175 58V55H174ZM226 58V57H225ZM239 58V57H238ZM134 59V58H133ZM138 59V58H137ZM146 59V58H145ZM146 59V60H147ZM149 59H148V63H149ZM152 59V58H151ZM173 59V58H172ZM179 59V58H178ZM200 59V58H199ZM136 60V59H135ZM142 60V59H141ZM164 60V59H162ZM166 60V59H165ZM203 60V59H202ZM233 60V59H232ZM264 60V57L263 59ZM121 61V59H120ZM134 61V60H133ZM143 61V60H142ZM145 61V60H144ZM143 61V62H144ZM152 61V60H151ZM159 61V60H157ZM167 61V60H166ZM165 61V62H166ZM172 61V60H171ZM175 60H173L172 62H174ZM178 61V60H177ZM204 61V60H203ZM237 61V60H236ZM132 62V61H130ZM136 62V61H135ZM140 62V61H139ZM169 63L170 60L168 61ZM166 64H169V63ZM117 63V65H116ZM152 63V62H151ZM157 63V62H156ZM180 63V62H179ZM241 63V62H240ZM133 63H131L132 65ZM155 64V63H154ZM159 64V63H158ZM156 64V65H158ZM164 64V63H163ZM165 64V65H166ZM174 64V63H173ZM172 64V65H173ZM176 64V63H175ZM174 64V65H175ZM227 64V63H226ZM237 64V63H235ZM245 64V63H244ZM150 65V64H148ZM152 65V64H151ZM160 67L162 66L161 63L159 64ZM198 65V64H196ZM136 66V65H135ZM168 66V65H167ZM181 66V65H179ZM193 66V65H192ZM133 67V66H132ZM153 67H155L153 65ZM169 67H171V65L169 64ZM178 67V64L177 66ZM199 67V66H198ZM120 68V67H119ZM139 68V67H137ZM141 68V67H140ZM174 68V67H171ZM197 68V67H196ZM201 68V67H200ZM150 69V68H149ZM159 69V68H158ZM161 69V68H160ZM159 69V70H160ZM165 68L163 67V70ZM170 69V68H169ZM258 69V68H257ZM119 70V71H120ZM138 70V69H137ZM141 70V69H140ZM139 70V71H140ZM151 70V69H150ZM162 70V69H161ZM162 70V71H163ZM168 70V69H167ZM166 70V72H167ZM174 70V69H172ZM171 70V71H172ZM179 70V69H178ZM182 70V69H181ZM201 70V69H200ZM203 70V69H202ZM120 71V72H121ZM136 71V68H135ZM153 70H151L152 72ZM165 71V70H164ZM169 71V70H168ZM197 71H199V68H197ZM101 72V73H102ZM120 72H118L120 74ZM133 72V68L132 71ZM154 72H156L154 70ZM159 72V71H158ZM161 72V71H160ZM175 72V71H174ZM178 72V71H177ZM176 72V73H177ZM207 72V70H206ZM100 73V74H101ZM117 73V74H118ZM136 73V72H135ZM144 73V71H143ZM146 73H149L148 71ZM252 73V72H251ZM118 74V75H119ZM124 74V73H123ZM122 74V75H123ZM138 74V73H136ZM135 74V75H136ZM150 74V73H149ZM169 76H172V73H169ZM174 74V73H173ZM182 74V73H181ZM196 74V73H195ZM198 74H200L198 72ZM204 74V73H203ZM208 74V73H206ZM134 75V74H133ZM144 75V74H143ZM148 74H145V76ZM151 75V74H150ZM154 75V74H153ZM151 75V76H153ZM157 75L159 76L158 73H156V77ZM161 75H165V74H161ZM218 75V74H217ZM117 76V75H116ZM120 76V75H119ZM131 76V73H130ZM129 76V77H130ZM137 76V75H136ZM140 77L142 76L139 75ZM150 76V77H151ZM178 76V75H177ZM185 76V75H184ZM197 76V75H195ZM193 76V77H195ZM200 77V75H198ZM203 76V75H202ZM206 76V75H204ZM122 76H120L121 78ZM140 77H138L140 79ZM164 77H168V76H164ZM198 77V78H199ZM207 77V76H206ZM222 77V76H221ZM101 76H99V80H100ZM119 78V77H118ZM119 78V79H120ZM123 78L126 79L124 81L125 84H127L126 82L128 81V77L127 74L123 75ZM137 78V79H138ZM145 78V77H143ZM140 79L138 82L137 80L135 81V83L137 82V84L139 85L137 92H139V97L137 96V98L142 101V98L144 97V94L146 93V91L149 93V91L147 89H143L144 87L146 88V82ZM153 78V77H152ZM155 78V77H154ZM153 78V79H154ZM159 77H157L156 79H158ZM170 78V77H169ZM168 78V79H169ZM177 78V77H176ZM175 78V79H176ZM180 78V76H179ZM183 78V77H182ZM196 78V77H195ZM201 78V77H200ZM199 78V79H200ZM214 78V77H213ZM93 79H91L92 81H94ZM105 79V78H104ZM134 79V78H133ZM151 78H149L147 81L148 83L150 82V84H147V86L151 85ZM165 79V78H164ZM161 79V80H164ZM167 79V78H166ZM172 79H174L172 77ZM185 78H183L184 80ZM187 79V78H186ZM185 79V81H186ZM206 79V78H205ZM223 79V78H221ZM116 80V79H115ZM147 80V78H146ZM171 80V79H169ZM177 80V79H176ZM193 80V79H191ZM203 80V79H202ZM98 81V79H97ZM103 81V80H102ZM144 81L145 84L142 82ZM156 81V80H155ZM159 81V80H158ZM168 81V80H166ZM174 81V80H173ZM184 81V82H185ZM220 81V80H218ZM224 82V79L222 80ZM122 82V81H121ZM120 82V83H121ZM132 82V81H131ZM164 82V81H163ZM171 82V81H168ZM178 82V81H177ZM180 83L182 82L179 81ZM198 82V81H196ZM221 82V81H220ZM92 83V82H91ZM102 83V82H101ZM109 83V82H108ZM116 83V82H115ZM123 83V82H122ZM121 83V84H122ZM128 83L130 84V82L128 81ZM134 83V82H132ZM153 83V82H152ZM172 83V82H171ZM175 83V82H174ZM173 83V84H174ZM178 83L180 86L182 84ZM183 83V82H182ZM187 83V82H186ZM203 83V82H202ZM206 83V82H205ZM225 83V82H224ZM223 83V84H224ZM89 84V82H88ZM95 84V83H94ZM99 84V83H98ZM110 84V83H109ZM158 84V83H157ZM162 84V82H161ZM165 84V82L163 83ZM172 84V85H173ZM176 84V83H175ZM200 85V83H198ZM103 85V84H102ZM116 85V84H115ZM124 85V84H123ZM128 85V84H127ZM135 85V84H134ZM131 86V87H134ZM144 85V87H143ZM153 85V84H152ZM160 84H158L159 86ZM170 87V84H168ZM178 85V86H179ZM185 85V84H184ZM188 86V83L186 84ZM199 85H198V89H199ZM91 86V85H90ZM96 86V85H95ZM120 86V84H119ZM122 86V85H121ZM155 87V85H153ZM152 86V87H153ZM162 86V85H161ZM167 86V84H166ZM165 86V88H166ZM177 86V87H178ZM194 86V84H193ZM204 86V85H203ZM113 87V88H112ZM118 87V86H117ZM123 87V86H122ZM120 87V88H122ZM127 87V86H126ZM125 87V88H126ZM137 86L134 87V90H136ZM143 87V88H142ZM150 87V86H149ZM174 87H176L174 85ZM182 87V86H181ZM186 87V86H184ZM183 87V88H184ZM189 87V86H188ZM192 86H190L189 88H191ZM197 86L195 85L194 88H196ZM201 89H203L202 86H200ZM210 87V86H209ZM99 88V87H98ZM102 88V86L100 87V89ZM119 88V87H118ZM124 88V87H123ZM159 88V87H158ZM173 88V87H172ZM194 88L192 90H194ZM205 88V86H204ZM103 89V88H102ZM130 89V88H129ZM128 89V90H129ZM161 89V87L159 88ZM157 89V90H159ZM163 89V88H162ZM170 89V88H169ZM177 89V88H174ZM187 90V88H185ZM183 89V91L185 90ZM92 90V88H91ZM107 90V91H108ZM116 90V89H115ZM120 91V89H118ZM117 90V91H118ZM123 90V89H122ZM133 90V88L131 89ZM150 90V88H149ZM173 90V89H172ZM182 90V89H179ZM207 90V89H206ZM83 91V90H82ZM106 91V90H105ZM124 91H126V89H124ZM121 92V96H119L120 101L122 103H125V105L130 101V99H134L135 97H131L128 92ZM154 91V88L151 90ZM191 90H189L187 93L189 94ZM95 92V90H94ZM100 92V91H99ZM162 92V91H161ZM165 92V91H164ZM169 92V90H168ZM168 92L166 95H168ZM175 92V91H174ZM192 92V91H191ZM103 93V90H102ZM102 93H100L102 95ZM105 93V92H104ZM108 93V92H106ZM125 93V94H124ZM133 94H135L134 92H132ZM153 93V92H152ZM173 93V91H171V94ZM180 93V92H179ZM178 93V96L180 97ZM185 92H183L184 94ZM185 93V94H187ZM196 93V91L194 92V94ZM201 93V92H200ZM199 93V94H200ZM109 94V93H108ZM116 94V92H115ZM156 95V91L155 93H153V95ZM160 95L162 93H159ZM158 94V95H159ZM170 94V96H171ZM193 93L190 94V96L194 95ZM198 94V96H199ZM202 94V93H201ZM200 94V95H201ZM112 95V94H111ZM118 95V94H117ZM151 95V94H150ZM165 95V96H166ZM176 95V94H175ZM196 95V94H195ZM195 95L193 97H195ZM146 96V95H145ZM164 96V94L162 95V97ZM164 96V97H165ZM182 96V94H181ZM197 96V98H198ZM203 96V95H201ZM111 97V96H110ZM108 99V97L105 99V102L107 103V105L109 106L108 108H110V102L109 100H113V97H111V99ZM116 97V96H115ZM118 97V96H117ZM147 97V96H146ZM161 97V98H162ZM168 97V96H167ZM174 97V96H173ZM176 97V96H175ZM188 97V95H187ZM185 97V98H187ZM151 98V97H150ZM153 98V97H152ZM155 98V96H154ZM159 98V97H158ZM157 98V99H158ZM170 98V97H168ZM177 98V97H176ZM184 98V97H183ZM184 98V99H185ZM192 97H190L191 99ZM196 98V99H197ZM136 99V100H138ZM156 99V101H157ZM160 99V98H159ZM163 99V98H162ZM165 99H167L165 97ZM179 99V98H177ZM174 98V104L177 102ZM195 99V100H196ZM101 100V99H100ZM115 100V99H114ZM138 100V101H139ZM144 100V99H143ZM147 100V99H145ZM144 100V101H145ZM152 99H150L151 102ZM161 100V99H160ZM171 100H172V96H171ZM188 100V99H186ZM193 99H191V103L194 101H192ZM104 101V99H103ZM117 101H119V99H117ZM115 100V102H117ZM133 100V103L134 104ZM155 101V102H156ZM167 101V100H165ZM169 101V99H168ZM176 101V102H175ZM181 100H179L180 102ZM189 101V100H188ZM187 101V102H188ZM189 101V102H190ZM96 102H100L99 100ZM102 102V100H101ZM131 102V101H130ZM163 105L165 104L164 101L162 100ZM173 102V100L170 102V106L171 103ZM184 102V100H183ZM182 102V103H183ZM185 102V103H187ZM196 103H198L197 101H195ZM95 103V102H94ZM92 103V104H94ZM140 103V102H139ZM147 103V102H146ZM181 103V102H180ZM179 103V104H180ZM189 103V105L191 104ZM194 103V104H196ZM99 104V103H98ZM101 104V103H100ZM116 104V103H115ZM119 104V103H117ZM129 104V103H128ZM127 104V105H128ZM131 103L127 106V108L129 106L132 105ZM137 104V103H136ZM157 104V103H156ZM173 104V103H172ZM184 104V103H183ZM188 104V103H187ZM124 105V106H125ZM140 106V104H138ZM148 105V104H146ZM150 105V104H149ZM153 105V104H152ZM166 105V104H165ZM87 106V107H86ZM90 106V105H89ZM92 106V105H91ZM95 106V105H93ZM117 106H121L117 105ZM123 106V109L126 107ZM142 106V105H141ZM160 106H162L160 104ZM168 106V104H167ZM173 106V105H172ZM171 106V107H172ZM175 106V105H174ZM173 106V108H174ZM187 106V105H185ZM191 106V105H190ZM189 106V107H190ZM195 106V105H194ZM193 106V108H195ZM198 106V105H197ZM132 107V106H131ZM136 107V105L133 107ZM152 107V106H151ZM181 107V106H180ZM179 107V110H180ZM183 107V106H182ZM202 107V106H200ZM138 108V107H137ZM153 108V107H152ZM155 108V107H154ZM157 108V107H156ZM169 108V107H168ZM191 108V107H190ZM190 108H188L186 111H188ZM192 108V110H193ZM198 108V107H197ZM196 108V109H197ZM143 109L142 107L138 108ZM177 109V106L176 108ZM200 109V108H198ZM197 109V110H198ZM202 109V108H201ZM125 110V109H124ZM147 110V108H146ZM146 110H144L146 112ZM148 110H151L148 108ZM167 110V109H166ZM170 112H172L171 109H169ZM167 110V111H169ZM178 110V111H179ZM182 110V108H181ZM180 110V112H181ZM183 110L184 107H183ZM191 110V109H190ZM191 110V112H192ZM196 110V111H197ZM139 112V110H137ZM134 112V113H137ZM142 111V112H144ZM160 111V110H159ZM158 111V113H159ZM162 111V110H161ZM177 111V110H176ZM200 111V110H199ZM203 111V110H202ZM108 112V111H107ZM118 112V111H117ZM128 112V111H127ZM133 112V111H132ZM157 112V111H156ZM165 112V111H164ZM179 112V113H180ZM189 112V111H188ZM189 112V115H186L185 113L183 114L184 116H190L192 113ZM157 113V114H158ZM169 113V112H168ZM182 113V112H181ZM195 113H198L195 112ZM174 114V113H173ZM171 114V115H173ZM177 114V113H176ZM175 114V115H176ZM110 115V114H109ZM130 115V114H129ZM138 115H140V113L135 116L137 118H140V116L138 117ZM144 114H141V116ZM147 115V114H146ZM150 116L154 117L153 114L149 113ZM163 115V113H162ZM161 115V116H162ZM166 115V114H165ZM170 115V114H167ZM174 115V116H175ZM193 115V114H192ZM200 114H196V116ZM111 116V115H110ZM117 116V115H116ZM126 116V114H125ZM132 116V115H131ZM134 116V115H133ZM148 116V115H147ZM158 116H160L158 114ZM178 117V115H176ZM194 116V115H193ZM198 116V117H199ZM134 117V118H135ZM145 117V115H144ZM143 117V118H144ZM166 117V116H165ZM163 119H166V118ZM179 117H182V115ZM192 117V116H191ZM202 117V116H201ZM121 118V117H120ZM119 118V120H120ZM123 118V117H122ZM150 118V117H149ZM171 119V116L169 117ZM173 118V117H172ZM186 118V117H185ZM184 118V119H185ZM203 118V117H202ZM113 119V118H112ZM133 118L131 117V120ZM142 119V118H141ZM147 119V117L145 118V120ZM151 119V118H150ZM150 119L146 120L150 121ZM168 121H171V120ZM183 118H181L180 120H182ZM191 120H193L192 118H189ZM189 119L185 122H188ZM195 119V118H194ZM144 120V119H143ZM177 120V119H176ZM179 120V122H180ZM190 120V122H192ZM197 120V118H196ZM195 120V121H196ZM99 121V122H98ZM103 121V119H102ZM101 121V122H102ZM110 120H107V122ZM128 121V119H127ZM134 121V120H133ZM138 121V120H137ZM142 121V120H140ZM138 122L141 123V122ZM153 121V120H152ZM166 121V120H165ZM175 121V120H174ZM205 121V120H204ZM203 121V122H204ZM124 122V121H122ZM144 122V121H143ZM142 122V125H143ZM184 122V123H185ZM194 122V121H193ZM119 123V122H118ZM126 123V122H125ZM129 125L131 122H128ZM157 123V122H156ZM162 123V122H161ZM176 123V122H175ZM183 123V124H184ZM115 124V123H114ZM121 124V122H120ZM134 124V122H133ZM152 124V123H151ZM169 124V123H168ZM177 124V123H176ZM183 124H178V126L180 127ZM189 124V123H188ZM111 125V124H110ZM128 125V124H127ZM135 125V124H134ZM137 125V124H136ZM141 125V127H142ZM147 125V124H146ZM150 125V124H148ZM157 125V124H156ZM161 125V124H160ZM173 125V124H172ZM186 125V123H185ZM191 125V124H190ZM104 126V124H103ZM109 126V125H108ZM125 126V125H124ZM155 124L153 123V126L151 125V127H154ZM159 126V125H157ZM156 126V127H157ZM164 126V124H163ZM167 126V125H166ZM171 126V125H169ZM175 126V124H174ZM172 126V127H174ZM194 126V125H193ZM192 126V127H193ZM131 127V125H130ZM134 127V126H133ZM132 127V128H133ZM162 127V126H161ZM171 127V129H172ZM182 127V126H181ZM104 128V127H103ZM131 128V129H132ZM149 127H147L148 129ZM155 128V127H154ZM170 128V127H169ZM185 129H187L188 127H183ZM183 128L179 129L176 127V130L174 128V130L172 132L177 131V129L182 130ZM106 129V128H105ZM119 129V128H118ZM136 129V128H135ZM141 129V128H140ZM143 129V128H142ZM158 129V128H156ZM183 129V130H185ZM113 130V129H112ZM111 130V131H112ZM116 130V129H115ZM139 130V128H138ZM150 130V129H149ZM160 130V129H159ZM162 130V129H161ZM164 130H166L164 128ZM168 130V128H167ZM170 130V129H169ZM126 131V130H125ZM135 131V130H134ZM144 131V130H143ZM153 131V130H150ZM157 130L154 129V133ZM187 131V130H185ZM184 131V132H185ZM189 131V130H188ZM191 131V130H190ZM141 132V131H139ZM148 132V131H147ZM158 132V131H157ZM163 132V131H162ZM171 132V131H170ZM116 133V132H115ZM176 133V132H175ZM181 133V131H180ZM189 133V132H188ZM146 134V132L144 133V135ZM152 134V133H151ZM149 135V136H153ZM159 134V133H158ZM161 134V133H160ZM174 134V133H173ZM184 134V133H183ZM182 134V135H183ZM187 134V133H186ZM194 134V132H193ZM143 135V134H142ZM143 135V136H144ZM157 135V134H156ZM120 136V135H119ZM123 136V135H122ZM129 136L131 137V135L129 134ZM128 136V137H129ZM134 136V134H133ZM148 136V135H147ZM148 136V137H149ZM160 135H158L157 137H159ZM162 136V135H161ZM160 136V137H161ZM185 136V134H184ZM141 137V136H140ZM148 137H146L148 139ZM163 137V136H162ZM161 137V138H162ZM172 137V135H171ZM176 138V135L174 136ZM174 137H172V139H174ZM180 137V139L182 138L181 136H179L176 138L178 140V138ZM186 137V136H185ZM134 138V137H133ZM156 138V137H155ZM121 139V138H120ZM130 139V138H128ZM136 139V138H135ZM141 139V138H140ZM144 139V138H143ZM154 138H152L153 140ZM179 139V140H180ZM123 140V139H122ZM125 140V138H124ZM123 140V141H124ZM132 140V139H131ZM131 140L129 142H131ZM139 140V139H137ZM145 140V139H144ZM143 140V141H144ZM156 140V139H155ZM161 140V139H159ZM182 140V139H181ZM185 140V139H184ZM182 140V141H184ZM190 140V139H189ZM120 141V140H119ZM133 141V140H132ZM147 141V140H146ZM166 141V140H165ZM175 140H173L172 142H174ZM188 141V140H186ZM127 142V141H126ZM149 142V141H148ZM171 142V141H170ZM181 142V141H180ZM189 142V141H188ZM121 143V142H120ZM128 143V142H127ZM124 143L123 144H127ZM141 143V142H140ZM144 143V142H143ZM150 143V142H149ZM161 143V142H160ZM157 143V144H160ZM165 143V142H164ZM176 143V142H175ZM178 143V141H177ZM176 143V144H177ZM185 143V142H184ZM119 144V143H118ZM135 145L137 143H134ZM142 144V143H141ZM166 144V143H165ZM164 144V145H165ZM180 144V143H179ZM139 145V144H138ZM145 145V144H144ZM162 145V143H161ZM171 145V144H170ZM170 145H165V146H169L171 149ZM122 146V145H121ZM149 148V145H147ZM151 146V145H150ZM164 146V147H165ZM141 147V146H140ZM154 147V146H153ZM158 147V145H157ZM155 147V149L157 148ZM159 147H161L159 145ZM169 147H165V148H169ZM178 147V144L177 146ZM184 147V146H183ZM187 148V147H186ZM142 149V148H141ZM150 149V148H149ZM147 149V152L148 150ZM158 149V148H157ZM128 150V149H127ZM137 150V149H136ZM145 147H144V151H145ZM151 150V149H150ZM161 150V149H160ZM158 151V150H157ZM129 152V151H128ZM159 152V151H158ZM162 152V151H161ZM125 153V152H124ZM144 153V152H142ZM146 153V152H145ZM160 153V152H159ZM173 153V151L171 152ZM175 153V152H174ZM181 153V152H180ZM141 154V153H140ZM156 154V151H155ZM137 155V154H136ZM135 155V156H136ZM145 155V154H143ZM147 155V154H146ZM182 155V154H181ZM180 155V156H181ZM188 155V154H187ZM128 156V155H127ZM175 156V155H174ZM183 156V155H182ZM140 157V156H139ZM138 157V158H139ZM142 157V156H141ZM192 157V156H191ZM144 158V157H143ZM142 158V159H143ZM148 158V157H147ZM127 159V158H126ZM137 159V158H136ZM141 161L143 162V159ZM129 160V158H128ZM121 163V159L119 160ZM127 161V160H126ZM125 161V162H126ZM133 161V160H132ZM131 161V162H132ZM145 162V161H144ZM148 162V160L146 161ZM133 163V162H132ZM136 163V162H135ZM122 164V163H121ZM127 164V163H126ZM125 164V165H126ZM129 164V163H128ZM137 164H139L137 162ZM145 164V163H144ZM135 165V164H134ZM140 165V164H139ZM143 165V164H142ZM147 165V164H146ZM150 165V163H149ZM123 166V165H122ZM120 166V167H122ZM127 166V165H126ZM132 166V164H131ZM129 167V166H127ZM146 167V166H145ZM150 167V166H149ZM147 169V168H146ZM145 169V170H146ZM128 170V169H127ZM130 170H133L130 169ZM149 170H151V167L149 168ZM137 171V170H135ZM156 171V170H155ZM147 172V171H146ZM143 173V172H142ZM149 173V172H148ZM122 174V173H121ZM120 174V175H121ZM137 175V174H136ZM140 175V173H139ZM142 175V174H141ZM151 175V173L149 174ZM155 175V173H154ZM158 175V174H156ZM155 175V176H156ZM119 176V174H118ZM124 176V175H123ZM152 176V175H151ZM80 177H83L81 180L79 179ZM122 177V176H120ZM125 177V176H124ZM123 177V178H124ZM130 177V176H129ZM128 177V178H129ZM135 177V176H134ZM142 177V176H141ZM154 179V178H153ZM156 179V178H155ZM130 180V179H129ZM151 180V179H150ZM159 180V179H158ZM117 181V183H116ZM121 181V179H120ZM126 181V180H124ZM135 181V180H134ZM157 181V179H156ZM151 181H149L150 183ZM153 182V181H152ZM157 183V182H156ZM159 183V181H158ZM130 185H134L131 183H128ZM143 184V183H142ZM152 184V183H151ZM129 185V186H130ZM144 185V184H143ZM159 185V184H158ZM128 186V187H129ZM140 186V185H138ZM159 187V186H157ZM138 189V188H137ZM145 189V188H144ZM132 190V189H131ZM134 190V189H133ZM129 191V190H128ZM139 191V190H138ZM144 191V190H143ZM156 191V190H155ZM147 192H145L146 194ZM141 194V193H140ZM139 194V195H140ZM164 196V193H162ZM155 195V193H154ZM161 195V194H159ZM127 196H128V192H127ZM135 196V195H134ZM159 197V196H158ZM165 197V196H164ZM128 198V197H127ZM138 198V197H137ZM143 198V197H142ZM118 199V198H117ZM123 200V199H122ZM131 200V199H130ZM133 200V199H132ZM156 200V199H155ZM84 201L86 202V204L89 205V209L88 210H81V206L84 203ZM121 201V200H120ZM129 201V198H128ZM141 201V200H140ZM139 201V203H140ZM154 201V199H153ZM152 202V201H151ZM114 203V202H113ZM138 203V205H139ZM148 203V202H147ZM159 203V202H158ZM133 204V202H132ZM145 204V203H144ZM157 204V203H156ZM84 205V204H83ZM121 205V204H120ZM119 205V206H120ZM147 205V204H146ZM161 205V204H160ZM159 205V208H160ZM85 206V205H84ZM142 206V205H141ZM152 206V205H151ZM157 206V205H156ZM155 206V207H156ZM140 207V206H139ZM137 206V208H139ZM112 208V207H111ZM123 208V206H122ZM162 208V207H161ZM114 209V208H113ZM142 209V208H141ZM156 209V208H155ZM118 210V208H117ZM120 210V209H119ZM124 210V209H123ZM148 210V209H147ZM111 211V210H110ZM142 211V210H141ZM159 211V210H158ZM162 211V210H161ZM169 211V210H168ZM167 211V212H168ZM171 211V210H170ZM154 212V211H153ZM166 212V213H167ZM135 213V212H134ZM133 213V214H134ZM139 213V212H138ZM155 213V212H154ZM169 213V212H168ZM171 213H173L171 211ZM120 214H122V212H120ZM136 214V213H135ZM161 215L163 213H160ZM123 215V214H122ZM138 215V214H137ZM143 215V214H142ZM167 214H165L166 217ZM120 216V215H118ZM151 216V215H150ZM158 216V215H157ZM113 217V216H112ZM124 217V216H122ZM159 217V216H158ZM164 217V216H163ZM121 218V217H120ZM114 219V218H113ZM148 219V217H147ZM149 219H152L149 217ZM157 219V218H156ZM155 221V220H154ZM160 221H162V219H160ZM158 222V221H156ZM152 223V222H151ZM155 223V222H154ZM140 224V223H139ZM138 224V225H139ZM158 224V223H157ZM160 224V223H159ZM141 225V224H140ZM139 225V227H140ZM149 225V224H148ZM151 226V225H150ZM153 226V224H152ZM164 226V225H163ZM148 227V226H147ZM161 227V226H160ZM159 227V228H160ZM128 228V227H127ZM151 228V227H149ZM156 227H153L152 229H154ZM158 228V227H157ZM163 228V227H162ZM134 229V228H133ZM145 229V228H144ZM161 229V228H160ZM150 230V229H149ZM152 231V230H151ZM150 231V232H151ZM119 233V232H118ZM134 233V232H133ZM149 233V232H148ZM117 234V235H115ZM142 234V233H141ZM151 234V233H150ZM149 234V235H150ZM160 234V233H159ZM88 235V234H87ZM108 235V236H109ZM121 235V234H120ZM91 236V239H93ZM107 236V235H106ZM158 236V235H157ZM124 237V236H123ZM151 236H149L150 238ZM119 238V237H118ZM97 239V238H96ZM100 239V238H99ZM121 239V238H120ZM126 239V238H125ZM124 239V240H125ZM119 240V239H118ZM130 240V239H129ZM136 240V239H135ZM141 240V239H140ZM87 241V239H86ZM92 241V240H91ZM94 241V240H93ZM102 241V240H101ZM112 241V239H111ZM114 241V240H113ZM127 241V240H126ZM144 241V240H143ZM88 242V241H87ZM95 242V241H94ZM105 242V240H104ZM148 242V241H147ZM92 243V242H91ZM118 243V242H117ZM122 243V242H120ZM90 244V242H89ZM93 244V243H92ZM96 244V242H95ZM94 244V245H95ZM108 244V243H107ZM110 244V243H109ZM119 244V243H118ZM127 244V243H126ZM125 244V245H126ZM133 244V243H132ZM149 244H150V240H149ZM102 245V244H101ZM112 245V244H110ZM109 245V246H110ZM124 245V246H125ZM88 246V243H87ZM100 246V245H98ZM137 246V245H136ZM105 247H108L107 245H105ZM112 247V246H111ZM114 247V246H113ZM127 247V246H126ZM125 247V248H126ZM131 247V246H130ZM145 244L143 245L142 242L138 243V247L136 250V253L134 252V260L132 262L135 264H145V256L143 257V250H144ZM99 248V247H98ZM122 248V246H121ZM129 248V246H128ZM87 249V248H86ZM92 249V248H91ZM95 249V247H94ZM116 249V246H115ZM147 249V248H146ZM149 249V247H148ZM88 250V249H87ZM106 250V249H105ZM104 250V252H105ZM112 250V248H111ZM151 250V249H150ZM93 251V250H92ZM120 251V250H119ZM125 251V250H124ZM127 251V249H126ZM178 251V250H177ZM71 252V254H70ZM102 252V250H101ZM110 252V251H109ZM114 252V251H113ZM145 252V251H144ZM149 252V251H148ZM154 252V251H153ZM87 253V252H86ZM90 252L88 251V254ZM98 253V252H95ZM121 253V252H120ZM22 254V255H21ZM106 254V253H105ZM119 254V252H118ZM132 254V253H131ZM37 255V256H38ZM96 255V254H95ZM98 256H100L99 254H97ZM108 255V254H107ZM121 255V254H120ZM124 255V254H123ZM133 255V254H132ZM148 255V254H147ZM146 255V256H147ZM36 256V255H35ZM88 256V255H87ZM156 256V255H155ZM176 256V255H175ZM178 256V255H177ZM181 256V255H179ZM93 257V256H91ZM90 257V258H91ZM104 257V256H103ZM111 257V256H110ZM125 257V256H124ZM131 257V256H130ZM149 257V256H148ZM148 257L146 259H148ZM27 258V257H26ZM28 258V259H29ZM35 258V257H34ZM99 258V257H98ZM106 258V257H105ZM150 258V257H149ZM153 258V257H152ZM177 258V257H176ZM33 259V258H32ZM93 259V258H92ZM90 259V261L92 260ZM96 259V258H95ZM111 259V258H110ZM109 259V260H110ZM123 259V258H122ZM131 259V258H130ZM155 259V258H153ZM152 259V261H153ZM26 260V259H25ZM24 260V261H25ZM58 260V261H59ZM98 260V259H97ZM114 260V259H113ZM118 260V259H117ZM116 260V264H118L119 260ZM124 260V259H123ZM128 260V258H127ZM158 260V258H157ZM57 261V260H56ZM57 261V262H58ZM93 261V260H92ZM99 261V260H98ZM107 262V261H106ZM123 262V261H122ZM127 262V261H126ZM129 262H131L129 260ZM147 262V260H146ZM159 262V261H157ZM54 263V262H53ZM60 263V264H61ZM86 263V262H84ZM93 263V262H92ZM91 263V264H92ZM97 263V261H96ZM95 263V264H96ZM125 263V262H124ZM155 263V262H154ZM168 263V262H167ZM166 263V264H167ZM25 264V262H24ZM102 264V263H101ZM109 264V262L107 263ZM114 264V263H113ZM122 264V263H119ZM129 264V263H128ZM159 264V263H157ZM165 264V263H164ZM170 264V263H168Z\"/></svg>",
	"mask_w": 264,
	"mask_h": 264
}]
</instances>
